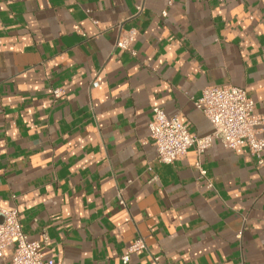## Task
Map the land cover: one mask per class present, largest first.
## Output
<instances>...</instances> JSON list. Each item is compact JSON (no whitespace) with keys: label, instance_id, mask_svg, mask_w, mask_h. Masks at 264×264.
<instances>
[{"label":"crops","instance_id":"obj_1","mask_svg":"<svg viewBox=\"0 0 264 264\" xmlns=\"http://www.w3.org/2000/svg\"><path fill=\"white\" fill-rule=\"evenodd\" d=\"M130 29L135 55L116 46ZM229 84L264 117V0H0V207L55 264H124L139 237L127 264H264L249 148L165 164L150 135L155 106L209 135L194 99Z\"/></svg>","mask_w":264,"mask_h":264},{"label":"built area","instance_id":"obj_2","mask_svg":"<svg viewBox=\"0 0 264 264\" xmlns=\"http://www.w3.org/2000/svg\"><path fill=\"white\" fill-rule=\"evenodd\" d=\"M136 35L135 29L125 31L116 41V46L130 50L135 55L136 51L131 46ZM63 94L62 88L53 89L55 99ZM194 103L214 126L213 132L209 135L194 136L177 115L168 116L160 106L153 108L149 129L156 145L159 162L174 163L185 156L194 145L198 153L202 154L215 139H219L226 148L247 146L256 158L257 166L264 167V136L261 134L264 117L256 113V102L245 87L231 84L208 86L199 98L194 99ZM196 167L200 177L206 178L207 171L201 162H197ZM208 184L213 185L211 181ZM47 240V235H44L43 240L29 237L24 230L18 208L0 207V257L4 256L6 249L13 248L10 264H55L53 258L45 256L42 252V246ZM143 249H147V245L144 239L139 237L122 257L123 263H129L131 253ZM154 260L156 264H173L161 261L158 256H155Z\"/></svg>","mask_w":264,"mask_h":264}]
</instances>
